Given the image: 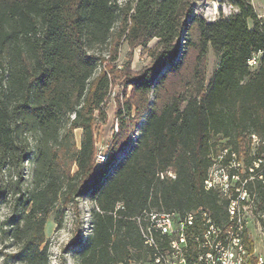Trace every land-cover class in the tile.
Returning a JSON list of instances; mask_svg holds the SVG:
<instances>
[{"label":"trees","instance_id":"trees-1","mask_svg":"<svg viewBox=\"0 0 264 264\" xmlns=\"http://www.w3.org/2000/svg\"><path fill=\"white\" fill-rule=\"evenodd\" d=\"M227 1L238 12L208 21L191 0H0V201L15 197L11 237L28 264H49L47 218L61 207V227L84 197L92 232L74 241L77 264L148 263L144 211L226 218L227 200L205 187L217 162L239 163L230 173L248 179V209L264 230V17L252 0ZM122 38L152 62L99 71L104 48ZM210 47L220 61L208 79ZM120 75L119 129L98 164L96 123Z\"/></svg>","mask_w":264,"mask_h":264},{"label":"built area","instance_id":"built-area-1","mask_svg":"<svg viewBox=\"0 0 264 264\" xmlns=\"http://www.w3.org/2000/svg\"><path fill=\"white\" fill-rule=\"evenodd\" d=\"M256 65V56L250 61ZM109 151L101 153L98 164L105 162ZM239 163H215L209 170L205 187L227 200L226 218L217 221L207 209L177 211H144L136 217L144 244L149 249L148 264H264V253L252 233L251 201L246 188L248 179L231 175ZM252 170V169H251ZM169 175L175 177L173 172ZM123 207L122 203L118 208ZM264 237V235H263ZM253 244V250L249 244ZM130 264H139L131 262Z\"/></svg>","mask_w":264,"mask_h":264},{"label":"rangeland","instance_id":"rangeland-1","mask_svg":"<svg viewBox=\"0 0 264 264\" xmlns=\"http://www.w3.org/2000/svg\"><path fill=\"white\" fill-rule=\"evenodd\" d=\"M195 13L203 16L208 21L218 20L222 16H230L238 12V8L231 5L227 0H191ZM254 7L264 13V0H252ZM264 17V16H263ZM252 25V23L250 24ZM157 39H153L148 47L152 48L157 43ZM105 60L100 65L99 71L104 68H113L115 70L128 67L134 71H140L144 66L152 62V57L148 51L142 46L132 47L124 38L121 39L119 45L107 46L103 50ZM220 57L210 47L207 54V77L212 75L217 68ZM255 68V66H253ZM126 76L120 75L113 82L111 92L108 97L107 104V120L98 121L96 123V144H97V160L101 153L109 151L114 136L118 132L119 122L117 119L118 99H123L121 90ZM131 86L127 88L128 97L131 93ZM133 115L135 110L133 109ZM144 122V119L141 121ZM141 125L135 132L133 140L140 136ZM82 130H75L76 141L79 144L81 140ZM127 151L124 152L120 159H123ZM98 162V161H97ZM31 164L27 162L25 172L24 186H29L31 182ZM15 197L9 194L6 200L0 201V264H28L23 260L21 253V245L15 238L11 237V228L19 217L16 209ZM92 208L93 202L89 197H84L79 203V212L68 210L65 214L63 225L61 227L55 222V217L61 213L62 208H56L47 218L45 226V234L50 239V262L49 264H77L76 256L80 246H76L74 241L79 237L84 241L92 232ZM60 209V210H59ZM252 233L255 238L258 252L264 253V230L257 216L252 215ZM148 264V263H144Z\"/></svg>","mask_w":264,"mask_h":264},{"label":"crops","instance_id":"crops-1","mask_svg":"<svg viewBox=\"0 0 264 264\" xmlns=\"http://www.w3.org/2000/svg\"><path fill=\"white\" fill-rule=\"evenodd\" d=\"M255 9H256V11H257V13L259 14V16H264V13H262V12H260L256 7H255Z\"/></svg>","mask_w":264,"mask_h":264}]
</instances>
